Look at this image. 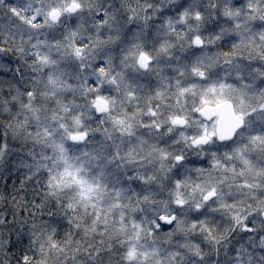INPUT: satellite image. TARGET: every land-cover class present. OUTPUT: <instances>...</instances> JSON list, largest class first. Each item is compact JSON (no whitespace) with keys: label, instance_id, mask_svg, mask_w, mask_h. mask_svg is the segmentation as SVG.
<instances>
[{"label":"snow or ice","instance_id":"1","mask_svg":"<svg viewBox=\"0 0 264 264\" xmlns=\"http://www.w3.org/2000/svg\"><path fill=\"white\" fill-rule=\"evenodd\" d=\"M8 55L0 264H264V0H0Z\"/></svg>","mask_w":264,"mask_h":264},{"label":"trees","instance_id":"2","mask_svg":"<svg viewBox=\"0 0 264 264\" xmlns=\"http://www.w3.org/2000/svg\"><path fill=\"white\" fill-rule=\"evenodd\" d=\"M2 64V63H0ZM3 64H6L8 66V71L3 72L0 71V80L9 81L13 79V76L16 73V66L11 64V58L9 57L7 61H5ZM18 79V77H17ZM14 153L11 156H7L3 162H0V193H3L7 195L8 197V203L7 204H0V213H4L7 215V219L9 221V227H11V221H12V195L16 194L17 190L20 188V182L24 179V169L18 167V161L21 157V150L18 145L13 147ZM19 169L22 171V176H20ZM26 193L28 196V199H32V185L28 184L26 187ZM25 192H21L20 195H24ZM23 216H27V212L22 213ZM19 229L13 230L11 235H9L7 229L3 230V235L6 240H10L9 249L10 253H15L16 255H19L18 248L22 247L23 245L18 243V237L16 235V231ZM23 244H27V240L25 239L23 241ZM3 259V256L0 255V260ZM12 264H15V260L12 261Z\"/></svg>","mask_w":264,"mask_h":264},{"label":"rangeland","instance_id":"3","mask_svg":"<svg viewBox=\"0 0 264 264\" xmlns=\"http://www.w3.org/2000/svg\"><path fill=\"white\" fill-rule=\"evenodd\" d=\"M16 2H18V0H13V3H16ZM9 57L11 58V64H13L14 66L18 67L19 65H18V63H17V61H16V58L13 57V56H11V55L0 57V63L3 64L5 61L8 60ZM16 69H17V68H16ZM13 153H14V150H13V148H12V151L9 153L8 157L11 156ZM18 174H19L20 176H22V175H21V174H22L21 169H19V173H18ZM20 185H21V182H20ZM10 200H11V199H10ZM1 205H3V204H1ZM12 207H13V206H12ZM12 232H13V231H12Z\"/></svg>","mask_w":264,"mask_h":264}]
</instances>
